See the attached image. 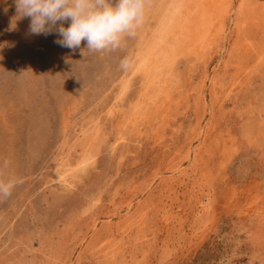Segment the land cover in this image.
<instances>
[{
	"label": "rangeland",
	"instance_id": "obj_1",
	"mask_svg": "<svg viewBox=\"0 0 264 264\" xmlns=\"http://www.w3.org/2000/svg\"><path fill=\"white\" fill-rule=\"evenodd\" d=\"M29 22L6 0L0 264H264V0H146L104 52Z\"/></svg>",
	"mask_w": 264,
	"mask_h": 264
},
{
	"label": "clouds",
	"instance_id": "obj_2",
	"mask_svg": "<svg viewBox=\"0 0 264 264\" xmlns=\"http://www.w3.org/2000/svg\"><path fill=\"white\" fill-rule=\"evenodd\" d=\"M17 14L30 18L28 31L33 35L57 34L53 42L76 50L83 41L94 52L123 47L143 22L146 0H14ZM69 21L68 26L64 22ZM58 22H60L58 24ZM129 61H120L127 69ZM16 181L0 180V200L10 196Z\"/></svg>",
	"mask_w": 264,
	"mask_h": 264
},
{
	"label": "crops",
	"instance_id": "obj_3",
	"mask_svg": "<svg viewBox=\"0 0 264 264\" xmlns=\"http://www.w3.org/2000/svg\"><path fill=\"white\" fill-rule=\"evenodd\" d=\"M6 0H0V9L5 5Z\"/></svg>",
	"mask_w": 264,
	"mask_h": 264
},
{
	"label": "bare ground",
	"instance_id": "obj_4",
	"mask_svg": "<svg viewBox=\"0 0 264 264\" xmlns=\"http://www.w3.org/2000/svg\"><path fill=\"white\" fill-rule=\"evenodd\" d=\"M249 53V52H248Z\"/></svg>",
	"mask_w": 264,
	"mask_h": 264
}]
</instances>
